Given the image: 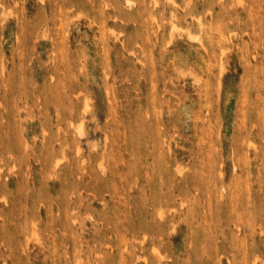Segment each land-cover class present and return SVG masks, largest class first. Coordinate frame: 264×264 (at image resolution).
Listing matches in <instances>:
<instances>
[{
	"label": "rangeland",
	"instance_id": "1",
	"mask_svg": "<svg viewBox=\"0 0 264 264\" xmlns=\"http://www.w3.org/2000/svg\"><path fill=\"white\" fill-rule=\"evenodd\" d=\"M0 264H264V0H0Z\"/></svg>",
	"mask_w": 264,
	"mask_h": 264
},
{
	"label": "bare ground",
	"instance_id": "2",
	"mask_svg": "<svg viewBox=\"0 0 264 264\" xmlns=\"http://www.w3.org/2000/svg\"><path fill=\"white\" fill-rule=\"evenodd\" d=\"M160 26V25H159ZM223 69V68H222Z\"/></svg>",
	"mask_w": 264,
	"mask_h": 264
}]
</instances>
